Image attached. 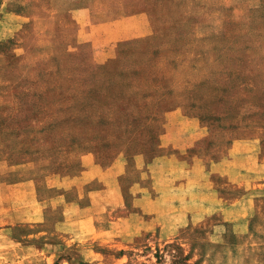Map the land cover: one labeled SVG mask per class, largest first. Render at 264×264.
<instances>
[{
	"label": "rangeland",
	"instance_id": "obj_1",
	"mask_svg": "<svg viewBox=\"0 0 264 264\" xmlns=\"http://www.w3.org/2000/svg\"><path fill=\"white\" fill-rule=\"evenodd\" d=\"M23 1L0 0L10 55ZM125 9L134 31L104 60L65 16L33 80L0 68V264H264V0ZM84 189L111 213L69 243L54 226Z\"/></svg>",
	"mask_w": 264,
	"mask_h": 264
},
{
	"label": "crops",
	"instance_id": "obj_2",
	"mask_svg": "<svg viewBox=\"0 0 264 264\" xmlns=\"http://www.w3.org/2000/svg\"><path fill=\"white\" fill-rule=\"evenodd\" d=\"M72 1L77 3H71ZM126 1L25 0L21 2V13L18 14V17H21L23 21L28 19V22L18 32L16 43L11 47V55L8 52L0 51V68L4 67L9 60L19 57L15 60L22 61L24 66L22 70L27 72L24 77L33 79V66L40 61L54 58L56 39L59 33V18L65 16H69L77 22L79 42H92L93 46L98 48L96 60H104L114 48L111 40L122 38L123 34L129 30L134 31V19L137 15H126ZM29 182L30 180H22L15 184L22 186ZM46 200L43 199L40 202L44 204ZM73 204L76 207L74 217L70 215L62 220H74L72 222L74 227L69 226L67 221H62L56 223L54 228L56 232L69 233L70 235L67 234L64 238L69 243H82L85 241L86 235L99 232L101 226H105L106 217L111 213L108 207L109 199L102 190L84 189L73 197ZM45 208L46 204L41 208L42 217L40 219H21L20 223L44 222ZM26 215L28 214L26 213ZM16 223L8 224L12 226Z\"/></svg>",
	"mask_w": 264,
	"mask_h": 264
},
{
	"label": "trees",
	"instance_id": "obj_3",
	"mask_svg": "<svg viewBox=\"0 0 264 264\" xmlns=\"http://www.w3.org/2000/svg\"><path fill=\"white\" fill-rule=\"evenodd\" d=\"M10 41H13V40H10ZM13 55H15V54H13ZM15 59H19V57H15ZM9 60V62L6 64V66L9 64V65H12V63L13 64H15V62L16 61H19V60ZM14 61V62H13ZM40 62H42V61H40ZM39 63V62H38ZM37 63V64H38ZM37 64L35 65V66H33V69L35 70V67L37 66ZM33 70V71H34ZM34 78H35V76H34ZM33 78V79H34ZM33 79H29V80H33ZM84 79H86V78H84ZM82 80H83V78H78L77 80H74V81H77L78 82V84L81 86V88L78 90V91H80L81 92V94H82V92H83V85H84V83L82 82ZM56 89V86H53L52 88H49V89H47V91L48 92H54V90ZM57 94H58V96L59 97H61L62 99H56L55 100V102H53L52 104H50V105H48V102H47V105L49 106V107H52L53 105L56 107V108H58V106H60V107H64L65 105H66V102L67 101H69V100H71L72 98H74L75 97V94H70V93H68V94H65V93H63L62 91L61 92H57ZM47 107V106H46ZM32 116V115H31ZM37 118H39L38 116L36 117V119ZM33 119H34V117H33ZM20 121H22V119L20 120Z\"/></svg>",
	"mask_w": 264,
	"mask_h": 264
}]
</instances>
